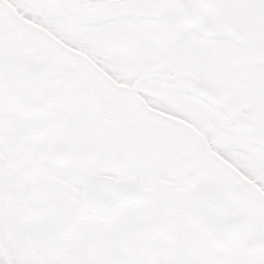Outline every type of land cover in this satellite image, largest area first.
Returning <instances> with one entry per match:
<instances>
[{"label": "snow or ice", "instance_id": "snow-or-ice-1", "mask_svg": "<svg viewBox=\"0 0 264 264\" xmlns=\"http://www.w3.org/2000/svg\"><path fill=\"white\" fill-rule=\"evenodd\" d=\"M0 264H264V0H0Z\"/></svg>", "mask_w": 264, "mask_h": 264}]
</instances>
